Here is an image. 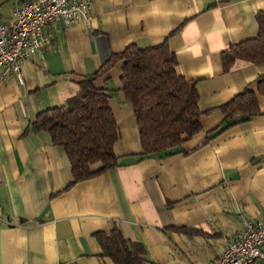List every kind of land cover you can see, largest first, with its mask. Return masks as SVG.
Here are the masks:
<instances>
[{"label":"crops","instance_id":"obj_1","mask_svg":"<svg viewBox=\"0 0 264 264\" xmlns=\"http://www.w3.org/2000/svg\"><path fill=\"white\" fill-rule=\"evenodd\" d=\"M16 3L0 0V23L13 21ZM262 12L264 0H94L91 20L54 24L49 47L23 65V83L0 69V264H115L96 236L114 228L146 247L145 264L221 257L227 239L264 211V96L258 115L213 134L224 122L220 107L264 75L242 61L225 71L222 61L230 45L257 37ZM166 40L208 113L201 132L182 151L139 158L118 63L95 83L111 96L121 166L69 187V159L32 129L36 116L76 97L113 53Z\"/></svg>","mask_w":264,"mask_h":264},{"label":"trees","instance_id":"obj_2","mask_svg":"<svg viewBox=\"0 0 264 264\" xmlns=\"http://www.w3.org/2000/svg\"><path fill=\"white\" fill-rule=\"evenodd\" d=\"M257 23V37L230 45L222 52L225 71L236 61L264 67V12L258 14ZM118 63H122L121 90L133 106L139 128L143 149L139 158L182 151L183 145L202 130L201 118L208 113L199 108L196 82L177 73V58L168 40L146 48L132 45L113 53L94 75L79 83L76 97L64 106L39 112L32 123L35 132L48 133L52 144L65 151L73 174L69 187L121 166V158L114 152L119 130L111 96L95 83ZM259 96H264V75L255 89L248 87L220 107L224 122L213 134L219 135L258 115ZM95 166L100 168L94 170ZM96 236L103 256L115 264L148 261L146 247L126 239L118 228L110 235L100 232Z\"/></svg>","mask_w":264,"mask_h":264},{"label":"built area","instance_id":"obj_3","mask_svg":"<svg viewBox=\"0 0 264 264\" xmlns=\"http://www.w3.org/2000/svg\"><path fill=\"white\" fill-rule=\"evenodd\" d=\"M13 21L0 23V69L3 77L23 83V65L49 47L53 26H71L93 17L94 0H16ZM2 210L0 207V218ZM264 261V211L245 220L243 229L227 239L223 255L207 264H255Z\"/></svg>","mask_w":264,"mask_h":264}]
</instances>
